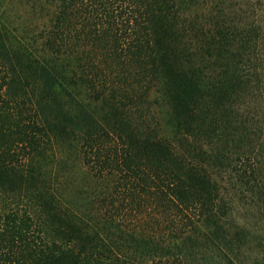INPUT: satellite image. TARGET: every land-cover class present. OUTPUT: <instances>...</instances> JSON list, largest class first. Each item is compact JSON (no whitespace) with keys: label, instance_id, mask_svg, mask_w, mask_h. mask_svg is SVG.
I'll return each mask as SVG.
<instances>
[{"label":"trees","instance_id":"1","mask_svg":"<svg viewBox=\"0 0 264 264\" xmlns=\"http://www.w3.org/2000/svg\"><path fill=\"white\" fill-rule=\"evenodd\" d=\"M0 264H264V0H2Z\"/></svg>","mask_w":264,"mask_h":264},{"label":"rangeland","instance_id":"2","mask_svg":"<svg viewBox=\"0 0 264 264\" xmlns=\"http://www.w3.org/2000/svg\"><path fill=\"white\" fill-rule=\"evenodd\" d=\"M2 3V0H0V4ZM248 222L254 227V223H253V220L251 218L247 219ZM252 246V245H251ZM251 246H248L249 248H251ZM253 247V246H252ZM250 256V251H244L241 253V260L243 259V261L245 262L246 261V258H248ZM249 259V258H248Z\"/></svg>","mask_w":264,"mask_h":264}]
</instances>
